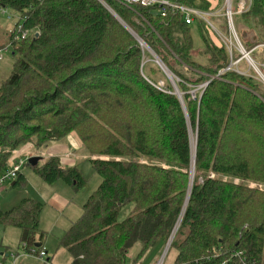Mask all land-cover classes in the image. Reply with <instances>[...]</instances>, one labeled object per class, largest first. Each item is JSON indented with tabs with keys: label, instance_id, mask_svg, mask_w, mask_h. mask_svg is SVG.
Listing matches in <instances>:
<instances>
[{
	"label": "trees",
	"instance_id": "1",
	"mask_svg": "<svg viewBox=\"0 0 264 264\" xmlns=\"http://www.w3.org/2000/svg\"><path fill=\"white\" fill-rule=\"evenodd\" d=\"M175 1L207 10L203 0ZM252 1L239 16L247 24L253 18L255 48L264 45V1ZM5 10L18 21L0 42V50L11 47L16 56L0 84V172L24 146L47 149L75 134L101 179L60 240L69 264H127L138 246L136 264L166 244L178 223L169 246L175 264H262L264 192L257 186L264 185V90L253 75L219 73L237 52L215 46L204 23V48L194 50L181 15L162 17L156 6L0 0V14ZM139 41L169 71L184 107ZM29 168L48 184L62 181L75 191L86 185L76 164L56 156ZM24 183L20 172L12 187ZM125 206L129 214L119 221ZM42 207L24 198L0 210V224L21 229L26 253L42 247Z\"/></svg>",
	"mask_w": 264,
	"mask_h": 264
},
{
	"label": "rangeland",
	"instance_id": "2",
	"mask_svg": "<svg viewBox=\"0 0 264 264\" xmlns=\"http://www.w3.org/2000/svg\"><path fill=\"white\" fill-rule=\"evenodd\" d=\"M224 1L225 0H218V4L213 7L216 16H220V14H222L221 7L224 5ZM235 2L236 1H234L233 4H235ZM232 20L239 41L249 49L248 51H250L253 49L251 45L257 41L258 34L257 28L250 25L253 23V18H249L248 24L239 15H233ZM17 21L18 15L10 12L9 10H5L4 13L0 14V33L2 35L0 38L1 43L6 42V34L12 32L15 29ZM208 21H210L211 24L224 36L227 35L226 25L223 18L209 16ZM201 23L202 22L197 19L196 22L190 26L192 45L196 51H200L204 48V44L200 36ZM204 28L206 27L204 26ZM243 32L246 33L245 38H242ZM208 34L215 46H222V44L217 41V35H212L209 32ZM257 46L259 45H255L254 47ZM234 54H236V51H234ZM251 56L254 58L253 60L255 63H257V65H262L264 63V48H259V50L256 49L254 52H252ZM151 57L154 58L152 62L155 63V57L153 55ZM15 59L16 56H13L11 47L8 52H3V57L0 61V84L9 77ZM155 65L157 64L155 63ZM258 67L260 70L262 69L261 71L264 75V67ZM182 69L183 68H180V70ZM238 69L245 74L253 75V77L257 78L258 81L263 85L261 89L264 90V83L259 78L254 69L250 67L248 62L242 60L239 63ZM163 75H165L164 72ZM192 92H195L196 94L198 89L192 90ZM73 138L80 144V141L75 134H70L62 143L59 144L68 146L66 147L68 149L65 150V155L67 153L74 155L72 158L74 161L73 164L78 166L84 179H86V185L83 188L75 191L71 186L65 184L62 181H56L52 184L45 183L32 169L24 166L21 169V173L25 177V183L23 185L20 184L16 187H12L9 183L0 189V210L2 211L16 206L24 198L35 199L42 203L43 207L38 215V228L44 234V240L42 242V247L39 248L38 251H47V257L41 261L33 254L26 253L20 245L21 229L14 226L0 224V262H3L4 264H13L14 259L11 257V255H14L16 257L15 264H46L49 262L46 261L47 258L51 260L48 264L70 263L71 257L65 249L60 247V240L65 236L71 225L81 217L84 203L97 189L101 182L100 177L96 175L88 159L83 155V148L81 147V144L75 149L71 146L70 143L73 141ZM192 146H194L193 142ZM23 149L24 152L28 151L26 152L25 157H23L25 162L29 157L32 156L40 157L41 159H45L47 157L45 153L48 148L37 150L33 148L31 144H28L24 146ZM54 196H60L66 199L67 205L62 208L54 207L56 206L55 203H52L54 206L50 204V201ZM130 208L131 206H125L122 208L118 216L119 221L124 220L128 216ZM166 244L159 243V245L149 249V251L143 255L136 262V264H175L174 261L176 250L174 248H168L166 250ZM36 249L37 248L33 246L31 251H35ZM138 249V246H135L129 252L127 264L133 263L134 258L137 256ZM262 264H264V253Z\"/></svg>",
	"mask_w": 264,
	"mask_h": 264
},
{
	"label": "built area",
	"instance_id": "3",
	"mask_svg": "<svg viewBox=\"0 0 264 264\" xmlns=\"http://www.w3.org/2000/svg\"><path fill=\"white\" fill-rule=\"evenodd\" d=\"M118 1L126 6L140 5L143 7H153V6L159 7L160 9L159 13L162 17H164L168 11L172 13H179L182 17V21L187 26L193 25L197 19L200 20L204 24L206 23L207 26L205 24V27L207 31L212 35L213 34L217 35L216 36L217 41H219V43L223 44L226 47L230 56L233 51H236L239 54V57L237 59L235 60L231 59L228 67L220 71L219 73H223L224 71H228V70H233V71L238 72L239 74L247 75L239 71L238 69L239 63L242 60H245L246 62H248L250 67L254 69V71L258 74L259 78L264 83V75L261 71L262 69L260 70L258 67V66L264 67V63L262 65H259V64L257 65V63H255V61L253 60L251 56L252 52H254L256 49L258 50L259 48H264V45H259L255 47V49L253 48L250 51H246V49L243 47L242 43L239 41L237 37L236 30L234 28L233 20H232L233 15H242L246 13L247 11H249L252 8V4H253L252 0H225L224 5L222 7L223 11H222V14H220V16H216L213 9L212 10L211 9L210 10H200L197 8L184 6L176 2L175 0H118ZM234 1H236L235 4H233ZM216 13H220V12H216ZM209 16L223 18L226 24V34L227 35L224 36L211 24L210 21H208ZM24 36H26V33H23V37ZM139 42H140L141 47L145 48L148 51L149 48L146 45H144L141 41ZM3 52H7V49L0 50V53H1L0 61L2 60ZM159 62L160 61L157 58H155V63L157 65ZM257 69L259 72L256 71ZM206 84L207 83L198 86L196 88L198 89V92L201 89H203L206 86ZM191 94L193 95V98H194L195 92H191ZM24 163H25V160L21 158V154L16 155V156L14 155L11 158L6 168L2 172H0V189L3 188L5 185L9 183L11 184L12 182L16 180L18 174L21 172V169ZM257 187L260 189V191L264 192V185H258ZM29 254H33L37 259L41 261H43L47 256V253L44 250H40L38 253H34V251H31V253ZM11 257L14 259L13 264H15L16 257L14 255H11ZM0 264H4V263L0 262ZM243 264H255V263L254 262L252 263L244 262Z\"/></svg>",
	"mask_w": 264,
	"mask_h": 264
},
{
	"label": "crops",
	"instance_id": "4",
	"mask_svg": "<svg viewBox=\"0 0 264 264\" xmlns=\"http://www.w3.org/2000/svg\"><path fill=\"white\" fill-rule=\"evenodd\" d=\"M203 2L207 5V10H210V9L212 10L213 7L218 4V0H203ZM222 7H221V10L223 11ZM68 143H70V142H68ZM70 144H71L72 147H74V149L77 148L80 145L79 142L77 140H75L74 138H73V141ZM70 144H69V146H70ZM66 147H68V146H66L64 144H54V145L48 147V149H47L45 154L47 155V157H50V156L59 157L62 164L68 165V166H73V165H75V164H73L74 161L72 160L74 155H71L70 153L69 154L67 153L66 155H70V156H66L65 155V150L68 149ZM23 152H24V149H21V150L17 151L14 155L15 156L16 155H20ZM26 152H28V151H26ZM26 152L24 154H26ZM66 159H69V160H66ZM12 183L10 184L11 186H12ZM52 203H55L56 206H54ZM50 204H52L54 207L62 208L65 205H67V202H66V199H64V198H62L60 196H54L52 198V200L50 201ZM159 247H161V246H159ZM45 252L47 253V251H45ZM46 261L50 262L51 260L49 258H47Z\"/></svg>",
	"mask_w": 264,
	"mask_h": 264
},
{
	"label": "water",
	"instance_id": "5",
	"mask_svg": "<svg viewBox=\"0 0 264 264\" xmlns=\"http://www.w3.org/2000/svg\"><path fill=\"white\" fill-rule=\"evenodd\" d=\"M263 1H264V0H263ZM245 37H246V33L243 32V33H242V38H245ZM148 51H149L151 54H153V53L151 52L150 49H148ZM153 56L156 58V56H155L154 54H153ZM159 63H160V62H159ZM159 63H158V65H159ZM159 68L165 73V75L167 76V78L170 80L171 85H172V87H173V91H174L173 94H175V95L178 97L179 101L181 102L182 106L184 107L183 102H182V98H181V94H180V92H179V90H178V88H177L175 82L173 81L171 74L169 73V71H167V69L164 67V65H163L162 63H160ZM206 85H207V84H206ZM194 147H195V146H194ZM40 160H41L40 157L32 156V157H29V158L27 159L26 164H27L28 167H35V166L38 164V162H39ZM194 163H195V160H194V150H193V157H192V163H191V173H190L191 175H190V177L193 175ZM190 180H191V178H190ZM190 183H191V182H190ZM13 185H14V182L12 183V186H13ZM189 195H190V187H189V190H188V193H187V197H186V200H185V203H184V207H186V205H187ZM178 225H179V223L177 224V226H176L175 229L173 230V233H172V235L170 236V238H169V240H168V242H167V244H166V250H167V249L169 248V246H170V243H171L172 238H173V236H174V234H175V232H176V230H177V228H178ZM39 246H40V244H35V247H39Z\"/></svg>",
	"mask_w": 264,
	"mask_h": 264
},
{
	"label": "bare ground",
	"instance_id": "6",
	"mask_svg": "<svg viewBox=\"0 0 264 264\" xmlns=\"http://www.w3.org/2000/svg\"><path fill=\"white\" fill-rule=\"evenodd\" d=\"M256 71H258V69H257ZM258 72H259V71H258ZM192 148H194V146H192ZM192 179H193V175L191 176V181H190V182H192Z\"/></svg>",
	"mask_w": 264,
	"mask_h": 264
}]
</instances>
